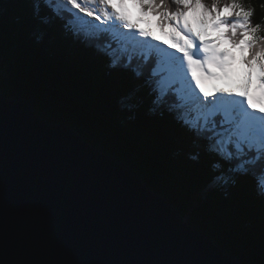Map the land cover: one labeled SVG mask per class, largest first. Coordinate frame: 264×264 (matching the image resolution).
Here are the masks:
<instances>
[{
  "label": "snow or ice",
  "instance_id": "snow-or-ice-1",
  "mask_svg": "<svg viewBox=\"0 0 264 264\" xmlns=\"http://www.w3.org/2000/svg\"><path fill=\"white\" fill-rule=\"evenodd\" d=\"M32 2L34 15L59 21L110 69L132 73L121 110L171 116L190 137L188 159L204 161L208 188L227 193L245 177L264 197V21L253 22L254 8L244 0ZM3 167L0 142V217Z\"/></svg>",
  "mask_w": 264,
  "mask_h": 264
},
{
  "label": "water",
  "instance_id": "water-1",
  "mask_svg": "<svg viewBox=\"0 0 264 264\" xmlns=\"http://www.w3.org/2000/svg\"><path fill=\"white\" fill-rule=\"evenodd\" d=\"M0 264H242L121 160L0 90Z\"/></svg>",
  "mask_w": 264,
  "mask_h": 264
},
{
  "label": "trees",
  "instance_id": "trees-1",
  "mask_svg": "<svg viewBox=\"0 0 264 264\" xmlns=\"http://www.w3.org/2000/svg\"><path fill=\"white\" fill-rule=\"evenodd\" d=\"M244 3L255 9L254 23L264 21V0ZM45 20L43 11L34 15L32 0H0L3 94L29 100L49 122L121 160L242 264H264V197L254 181L242 177L227 193L209 190L204 161L188 159L190 137L171 116L145 108L132 119L121 110L118 97L136 85L132 73L110 69L59 21Z\"/></svg>",
  "mask_w": 264,
  "mask_h": 264
},
{
  "label": "rangeland",
  "instance_id": "rangeland-1",
  "mask_svg": "<svg viewBox=\"0 0 264 264\" xmlns=\"http://www.w3.org/2000/svg\"><path fill=\"white\" fill-rule=\"evenodd\" d=\"M205 2L207 3V4H211V2H212V0H205ZM155 31V30H154ZM156 35H161L158 31H156V33H155ZM162 39H165V37H161ZM209 190H210V188H209ZM203 194H206V192L205 193H203Z\"/></svg>",
  "mask_w": 264,
  "mask_h": 264
}]
</instances>
